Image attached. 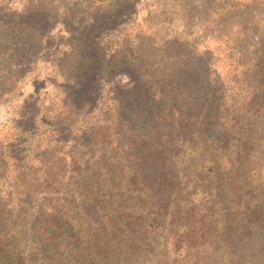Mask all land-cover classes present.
I'll return each mask as SVG.
<instances>
[{"label": "trees", "instance_id": "1", "mask_svg": "<svg viewBox=\"0 0 264 264\" xmlns=\"http://www.w3.org/2000/svg\"><path fill=\"white\" fill-rule=\"evenodd\" d=\"M14 26L25 44L29 29ZM18 49L21 59L30 51ZM246 50H236L231 79L206 62L143 69L104 115L106 56L85 52L63 67L70 93L55 132L62 124L69 141L71 115L85 117L76 131L87 157L78 148L66 161L59 136L61 147L34 157L26 140L11 160L0 150V264H264V48ZM144 66L133 56L123 70ZM158 231L177 255L158 250Z\"/></svg>", "mask_w": 264, "mask_h": 264}, {"label": "rangeland", "instance_id": "2", "mask_svg": "<svg viewBox=\"0 0 264 264\" xmlns=\"http://www.w3.org/2000/svg\"><path fill=\"white\" fill-rule=\"evenodd\" d=\"M13 14L18 15L16 20ZM15 22L29 29L25 44L17 42ZM87 24L92 30L82 33ZM68 36L73 51L65 43ZM21 46L30 49L22 59ZM240 47L246 51L264 48V0H0V150L8 149L7 159L11 160V152L23 154L18 146L26 140V154L34 157L45 145L61 147L52 142L59 136L66 161L73 155L71 151L77 153L86 137L76 130L86 126L81 122L85 117L75 118L77 112L71 115L74 133L66 142L62 141L67 137L62 124L56 133L53 123L64 116L60 103L70 93L71 72L63 67L72 71L85 52L87 56H106L108 62L97 80L103 88L100 112L104 115L105 103L121 94L123 85L147 77L143 69L154 67L162 72L172 62L191 66L206 62L212 71L227 75L229 65L237 63ZM133 56L150 67L129 74L123 69ZM57 62L63 64L61 68ZM227 76L231 79L232 74ZM86 119L91 121V117ZM36 130L38 135H34ZM84 149L78 150L77 157H87L79 153ZM161 233L155 239L158 250L167 244L169 253L177 251Z\"/></svg>", "mask_w": 264, "mask_h": 264}]
</instances>
